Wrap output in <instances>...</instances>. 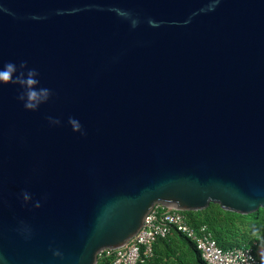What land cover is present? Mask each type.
<instances>
[{"label":"water","instance_id":"obj_1","mask_svg":"<svg viewBox=\"0 0 264 264\" xmlns=\"http://www.w3.org/2000/svg\"><path fill=\"white\" fill-rule=\"evenodd\" d=\"M22 60L52 95L0 85V264H97L155 204L264 208V0H0Z\"/></svg>","mask_w":264,"mask_h":264},{"label":"trees","instance_id":"obj_2","mask_svg":"<svg viewBox=\"0 0 264 264\" xmlns=\"http://www.w3.org/2000/svg\"><path fill=\"white\" fill-rule=\"evenodd\" d=\"M183 214L191 228L198 230L205 226L221 250L250 247L253 243L264 246V208L241 215L210 204L204 210ZM97 264H111V258L100 255ZM137 264L206 263L201 259L195 244L184 234L173 230L165 238H158L152 245V255L142 256Z\"/></svg>","mask_w":264,"mask_h":264},{"label":"built area","instance_id":"obj_3","mask_svg":"<svg viewBox=\"0 0 264 264\" xmlns=\"http://www.w3.org/2000/svg\"><path fill=\"white\" fill-rule=\"evenodd\" d=\"M173 230L188 237L196 246L206 264H264L257 249L258 244L245 248L221 250L205 226L191 228L183 212L155 204L145 217L142 227L124 246L103 250L100 255L111 258V264H137L142 256L152 255V245L158 238H165Z\"/></svg>","mask_w":264,"mask_h":264},{"label":"clouds","instance_id":"obj_4","mask_svg":"<svg viewBox=\"0 0 264 264\" xmlns=\"http://www.w3.org/2000/svg\"><path fill=\"white\" fill-rule=\"evenodd\" d=\"M39 73L35 68H30L26 60L20 61L18 64L9 61L0 66V85H15L21 91L17 96V100L23 103L25 110L36 111L40 105L46 103L52 95L51 90L39 87ZM52 124H59V120H51ZM69 125L74 132H82V126L74 119L69 118ZM24 199H29L28 194H24ZM39 203L35 207H39Z\"/></svg>","mask_w":264,"mask_h":264},{"label":"crops","instance_id":"obj_5","mask_svg":"<svg viewBox=\"0 0 264 264\" xmlns=\"http://www.w3.org/2000/svg\"><path fill=\"white\" fill-rule=\"evenodd\" d=\"M257 253L260 258L264 259V246L260 245L257 249Z\"/></svg>","mask_w":264,"mask_h":264}]
</instances>
